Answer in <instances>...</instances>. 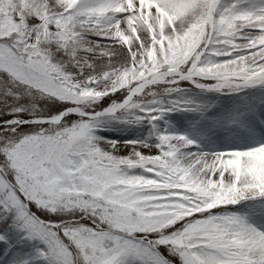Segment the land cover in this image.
Returning <instances> with one entry per match:
<instances>
[{"label": "snow or ice", "instance_id": "6c2138e0", "mask_svg": "<svg viewBox=\"0 0 264 264\" xmlns=\"http://www.w3.org/2000/svg\"><path fill=\"white\" fill-rule=\"evenodd\" d=\"M0 264H264V0H0Z\"/></svg>", "mask_w": 264, "mask_h": 264}]
</instances>
